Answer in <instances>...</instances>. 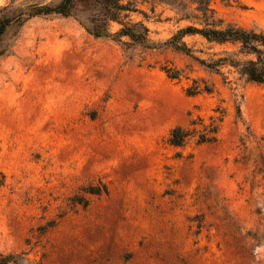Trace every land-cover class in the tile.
<instances>
[{
	"label": "rangeland",
	"instance_id": "obj_1",
	"mask_svg": "<svg viewBox=\"0 0 264 264\" xmlns=\"http://www.w3.org/2000/svg\"><path fill=\"white\" fill-rule=\"evenodd\" d=\"M212 5L264 28V0ZM162 9L156 40L191 23ZM12 36L0 59V252L25 251L26 264H264V84L171 49L126 50L57 15ZM185 40L205 59L237 50ZM220 115L216 141L170 143L173 126Z\"/></svg>",
	"mask_w": 264,
	"mask_h": 264
},
{
	"label": "trees",
	"instance_id": "obj_2",
	"mask_svg": "<svg viewBox=\"0 0 264 264\" xmlns=\"http://www.w3.org/2000/svg\"><path fill=\"white\" fill-rule=\"evenodd\" d=\"M214 0H9L0 5V59L12 52L10 33L16 37L24 24L37 15H57L77 21L95 38L110 39L126 50H175L185 53L211 72L221 73L223 66L230 65L249 82L264 84V28L245 27L234 22H225L218 16L212 3ZM174 11L191 23L178 28L163 40L152 37L150 22L166 20L163 9ZM199 34L210 43L237 45V50L226 52L218 58H202L194 55L185 36ZM170 78H179L181 69L163 66ZM225 78V76L223 75ZM211 91V87H205ZM201 88L190 86L189 94ZM241 116L240 105L237 106ZM222 115L210 116L204 123L202 117L193 119L190 126L175 125L170 130L169 141L175 146L186 144L191 135L199 143L216 141ZM201 127L197 128L196 125ZM100 193L99 188L92 189ZM96 190V191H94ZM108 188L104 185V191ZM80 200V199H78ZM83 200V199H82ZM87 204V200L82 201ZM26 252H0V264H26Z\"/></svg>",
	"mask_w": 264,
	"mask_h": 264
},
{
	"label": "water",
	"instance_id": "obj_3",
	"mask_svg": "<svg viewBox=\"0 0 264 264\" xmlns=\"http://www.w3.org/2000/svg\"><path fill=\"white\" fill-rule=\"evenodd\" d=\"M50 1V0H49Z\"/></svg>",
	"mask_w": 264,
	"mask_h": 264
}]
</instances>
